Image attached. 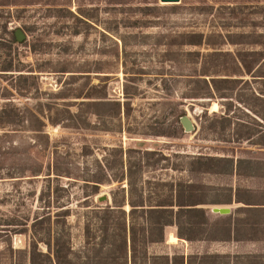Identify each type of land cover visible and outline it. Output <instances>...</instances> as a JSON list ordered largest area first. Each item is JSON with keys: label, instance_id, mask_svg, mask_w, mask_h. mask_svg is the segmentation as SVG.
<instances>
[{"label": "rangeland", "instance_id": "rangeland-1", "mask_svg": "<svg viewBox=\"0 0 264 264\" xmlns=\"http://www.w3.org/2000/svg\"><path fill=\"white\" fill-rule=\"evenodd\" d=\"M263 7L0 0V264H56L57 238L60 264H264ZM178 203L206 213L188 239L146 230L140 204Z\"/></svg>", "mask_w": 264, "mask_h": 264}, {"label": "trees", "instance_id": "trees-1", "mask_svg": "<svg viewBox=\"0 0 264 264\" xmlns=\"http://www.w3.org/2000/svg\"><path fill=\"white\" fill-rule=\"evenodd\" d=\"M151 7H155L156 9L162 8V6H159V4H157L155 6H144L143 8L150 9ZM262 20H264V15L262 16ZM2 25H3L2 28L4 29V31H6L5 22H3ZM263 25H264V23H263ZM257 36H259V35H257ZM201 38L202 37L199 35V39L197 41L196 40L195 41L190 40L186 43L190 44V45L205 44L207 46V48H212V51H208V52H205L204 54H202V56H204V59L214 57L216 55L221 54V51L218 50L217 47H215V44H211V42H208V41H202ZM11 41L16 42L14 37L11 38ZM254 43H257V42H254ZM238 63H239V65L243 71L248 72V73L251 72L252 66L246 65L242 58L238 57ZM2 70L13 71L11 69V64L7 65L6 68H4ZM19 71H21V70H19ZM214 73H216V72L203 70V72L201 74L206 75V76H211V75H214ZM19 75H23V74H19ZM197 79H199V78H197ZM210 79H211L210 82L216 88V82H217L216 79L217 78L211 77ZM94 186H96V185H94ZM132 205L136 206L135 204H132ZM177 205H179L180 207L175 212V214L172 215V211L167 210L166 208H161V207L160 208H158V207L157 208H154V207L153 208L152 207L144 208L143 205L140 204V207H141L140 211L142 213H144V216H145L146 230H147V228L151 229L152 227H154V228L157 227L160 230V232H163V229L166 225H174L176 228V235L180 238L188 239L189 236L184 232V229L192 230L194 227L199 226L200 223L202 224V221L201 220H199V221L195 220V217H199L200 219L205 220L206 219V213H205L204 208L195 207L196 203L195 204H186L187 207H185V208L182 207L184 204L178 203ZM106 210H109V208H107ZM165 212H167V213L169 212V216H170L169 220H160L159 217L162 214H164ZM43 218L44 217H41L38 220L41 221ZM110 227H113V226H110L108 219L99 218L96 230L99 232V236H98L99 240L98 241L101 245L105 242V240H107L109 238V236H111V234L109 232ZM172 237H174V236H172ZM85 238L88 241L92 239V231L90 230L88 225H86V229H85ZM59 240L60 239H58V238L56 239V241L54 243V248L53 247L51 248V246L49 244L51 254L54 257L56 264H60V259L62 257L61 255H62V251H63V248L60 247V245H59ZM124 242H125V240L123 237V243ZM132 242L133 243L135 242L134 238H132Z\"/></svg>", "mask_w": 264, "mask_h": 264}, {"label": "water", "instance_id": "water-1", "mask_svg": "<svg viewBox=\"0 0 264 264\" xmlns=\"http://www.w3.org/2000/svg\"><path fill=\"white\" fill-rule=\"evenodd\" d=\"M179 0H159V3L161 4H172V3H177ZM14 35L15 38L18 42H21L25 35L24 33L20 30V29H16L14 31ZM180 121L182 123V125L184 126L186 131H190L193 129L192 123L190 121V119L188 118V116L184 115L180 118ZM107 197L105 195H100L98 196V200L102 201V200H106ZM231 208L228 206H223V207H212L211 211L214 213H219V214H229Z\"/></svg>", "mask_w": 264, "mask_h": 264}, {"label": "bare ground", "instance_id": "bare-ground-1", "mask_svg": "<svg viewBox=\"0 0 264 264\" xmlns=\"http://www.w3.org/2000/svg\"><path fill=\"white\" fill-rule=\"evenodd\" d=\"M216 107H217V106H216V103H213L211 108L214 109V108H216ZM214 110H215V109H214ZM222 207H223V206H222Z\"/></svg>", "mask_w": 264, "mask_h": 264}]
</instances>
